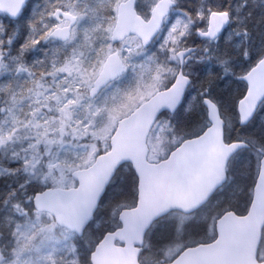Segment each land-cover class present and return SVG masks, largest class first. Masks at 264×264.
Listing matches in <instances>:
<instances>
[{"label": "snow or ice", "instance_id": "obj_1", "mask_svg": "<svg viewBox=\"0 0 264 264\" xmlns=\"http://www.w3.org/2000/svg\"><path fill=\"white\" fill-rule=\"evenodd\" d=\"M244 6L0 0V264H264V56L217 43Z\"/></svg>", "mask_w": 264, "mask_h": 264}, {"label": "trees", "instance_id": "obj_2", "mask_svg": "<svg viewBox=\"0 0 264 264\" xmlns=\"http://www.w3.org/2000/svg\"><path fill=\"white\" fill-rule=\"evenodd\" d=\"M33 3H40V1H36ZM232 7L236 8L239 6L241 3H244L243 0H231ZM245 4V3H244ZM227 5V0H225V6ZM248 5L245 4L244 10H247ZM235 15V14H234ZM253 18L259 17L260 12L259 9L256 11H253L251 13ZM234 29V28H232ZM248 30L250 31L251 35L248 39L247 44H242L245 47L241 48V51H235L233 44L229 43V48H230V55L235 57V60L233 63L236 65V70H239L240 67L247 68L249 64H251L255 59L256 55L251 53V49L253 45H256L258 49L260 48L261 44H264V23H260L259 25L255 24V19L253 20L252 23L248 24ZM224 40L222 38L219 40L218 43L221 47L224 46ZM248 49L249 51V60L245 61L243 59L242 52L245 49ZM243 88V85L237 82L234 79H222L220 82L217 84L216 88V95L218 96L219 99L225 102L224 106L228 109L229 112H231L232 105L234 104V99L236 95L239 94L241 89ZM261 117H264V106H261V110L258 112V114L255 116L253 121L246 127L240 130L241 135H247V134H255L256 137H260L262 134H264V125H261ZM235 135V133H233Z\"/></svg>", "mask_w": 264, "mask_h": 264}, {"label": "clouds", "instance_id": "obj_3", "mask_svg": "<svg viewBox=\"0 0 264 264\" xmlns=\"http://www.w3.org/2000/svg\"><path fill=\"white\" fill-rule=\"evenodd\" d=\"M243 2L248 5V8L247 10H244V8H242L240 13L237 14L236 19L238 20V23L236 24V27L240 30L241 33L245 31L247 32L246 37L241 36L242 43H245L251 35L250 31L248 30V24L252 23L254 19L256 25L264 23V0H243ZM257 9H259L260 15L259 17L253 18L251 13L253 11H256ZM257 53L261 56H264V44H261L260 48L257 50ZM0 165L6 167L7 161L0 158ZM100 195H103V191H101ZM209 195H211V193H209ZM149 224H151V221L146 222L144 228L147 229Z\"/></svg>", "mask_w": 264, "mask_h": 264}, {"label": "rangeland", "instance_id": "obj_4", "mask_svg": "<svg viewBox=\"0 0 264 264\" xmlns=\"http://www.w3.org/2000/svg\"><path fill=\"white\" fill-rule=\"evenodd\" d=\"M185 7H186V5H185ZM233 28H236V24H233ZM229 36H231V41L229 43L233 44V47L239 46L238 48L234 47L235 51H237V50L241 51V48L245 47L244 45L248 43V40L245 43H242V37L235 35L233 33V29H231V28L229 29L228 33L225 34V36L222 38V40L225 41V39ZM218 44H220V43H218ZM242 44H244V45H242ZM31 55L32 56H39L40 53L36 52L34 54H31ZM30 58H31V56H30ZM248 60H249V58H248ZM207 68H208L207 65H196V66H194L193 71L199 75V74H202L203 71H206ZM213 70L215 71V68H213ZM223 79H231V78L228 76H225ZM195 91H196L195 89H192L188 95L189 96L194 95ZM252 159H253L252 156L248 153L247 150L237 153V155L230 161L232 170L242 169L244 167V165L248 164V162L251 161ZM5 190H6V181L4 178L0 177V191H5Z\"/></svg>", "mask_w": 264, "mask_h": 264}, {"label": "bare ground", "instance_id": "obj_5", "mask_svg": "<svg viewBox=\"0 0 264 264\" xmlns=\"http://www.w3.org/2000/svg\"><path fill=\"white\" fill-rule=\"evenodd\" d=\"M229 28H233V24H229V26H228V29ZM258 47H259V45L258 46H256V45H253L252 46V49H251V53H253L254 55H257V50H258ZM256 57V56H255Z\"/></svg>", "mask_w": 264, "mask_h": 264}, {"label": "water", "instance_id": "obj_6", "mask_svg": "<svg viewBox=\"0 0 264 264\" xmlns=\"http://www.w3.org/2000/svg\"><path fill=\"white\" fill-rule=\"evenodd\" d=\"M228 26H229V25L225 26V28L222 30V33L220 34V36L224 33L223 31H225V30L228 28ZM239 151H241V150H237L235 153H237V152H239ZM235 153H234V154H235ZM234 154L232 155V157L234 156ZM232 157H231V158H232Z\"/></svg>", "mask_w": 264, "mask_h": 264}]
</instances>
